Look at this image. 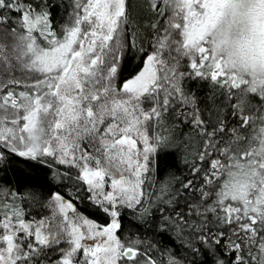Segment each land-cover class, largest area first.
<instances>
[{
    "label": "snow or ice",
    "instance_id": "obj_1",
    "mask_svg": "<svg viewBox=\"0 0 264 264\" xmlns=\"http://www.w3.org/2000/svg\"><path fill=\"white\" fill-rule=\"evenodd\" d=\"M144 8L147 48L129 0H71L59 24L31 0H0V163L74 181L30 186L49 210L38 219L0 197V264H264V0ZM194 78L217 90L214 118L185 91ZM179 126L199 141L182 155L190 178L152 193L158 149L189 143ZM154 199L191 259L125 235L122 212L142 217Z\"/></svg>",
    "mask_w": 264,
    "mask_h": 264
},
{
    "label": "trees",
    "instance_id": "obj_2",
    "mask_svg": "<svg viewBox=\"0 0 264 264\" xmlns=\"http://www.w3.org/2000/svg\"><path fill=\"white\" fill-rule=\"evenodd\" d=\"M31 3L34 7L40 6L45 10H50L57 24L62 19H66V13L70 14L71 11V0H31ZM129 3L132 29L135 30L138 41L142 42L143 46L147 48L153 31L150 25L154 21L145 11V0H129ZM139 65L140 56L137 55L135 59H130L125 76L132 75ZM185 91L194 94L197 98V104L205 110H210L208 111V116L209 118H214L213 113L216 111L215 101L219 96L213 85L199 78L189 79L185 81ZM185 127L179 126V128L172 129L175 136H180L183 133V138L189 142L183 151L178 148L179 141L166 143L158 149L153 163L150 192H158L165 183L174 185L176 181L173 177H178L181 180L186 177L190 178L188 166L181 162L182 155L190 151L191 148L196 147L199 141L194 133L189 135L185 131ZM60 168L63 171V166H60ZM73 184L74 181L72 179L63 175L59 178H54L46 170L45 166L34 164L32 168H28L24 164L18 163L17 158L14 156L0 163V197L6 193H16L17 195L13 198L14 201L24 208L29 217L36 216L38 219L49 212L46 207H41L38 202L30 198L28 194L31 191V185L38 186L47 195L50 191H55L57 188L64 189L65 185L69 187L64 190L69 191L72 189ZM182 203L183 201H181ZM159 204L160 201L154 199L149 213H144L142 217L140 213L134 214L131 210L122 212L125 235L135 236L137 239L143 240L146 245L154 244L155 247L152 251L154 255H158V258H163L159 254L164 253L166 255L165 250H167L173 253L179 251L181 256L191 259L187 250L181 246V240L178 238L177 233L172 230V227H165L166 221L163 217L171 215V211L161 213L157 210ZM79 207L82 211L86 210L94 217L100 219L101 214L95 212L90 204L82 202Z\"/></svg>",
    "mask_w": 264,
    "mask_h": 264
}]
</instances>
